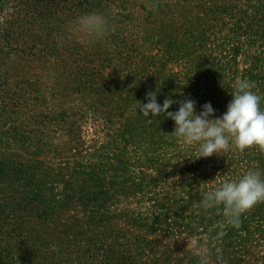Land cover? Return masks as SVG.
Segmentation results:
<instances>
[{
	"label": "trees",
	"instance_id": "16d2710c",
	"mask_svg": "<svg viewBox=\"0 0 264 264\" xmlns=\"http://www.w3.org/2000/svg\"><path fill=\"white\" fill-rule=\"evenodd\" d=\"M147 7L155 21L154 27L140 35L126 32L129 37L123 47L130 50L125 58L115 60L116 70L123 71L124 79L130 83L125 101L128 108L132 107L133 116L129 115L127 120L133 127L141 126L138 101L147 102L144 94L150 87L142 78H171L173 73L168 75L167 70L169 63L180 57L182 61L189 59L193 53L197 56L195 61L191 60L196 77L194 93L190 96L196 105L205 103L215 92L228 87L223 80V65L238 60L236 42L224 41L221 35L226 33L221 28L231 24V33H241L250 42L255 39L257 29L248 1L151 0L142 8L147 10ZM2 9L0 6V11ZM168 26L179 36H170ZM256 32L258 36L260 31ZM113 38L120 39L117 35ZM147 44H156L159 48L153 50L144 46ZM116 45L122 47V44ZM139 47L145 50V58L139 57ZM255 61L260 62V59L255 56ZM247 75L249 78L243 80L251 84L255 81V93L261 97L260 107L264 109V78H256L253 69H249ZM209 82L211 88L207 86ZM168 85L171 89L174 86L167 81L165 87ZM202 86H207L209 91H205L209 94L201 91ZM231 100V94L224 100L219 99L227 105ZM210 102L216 104L214 99ZM1 103L2 100L0 107ZM125 114H129L127 109ZM134 138L133 135L125 139L123 133L121 141L114 139L111 143L126 154L132 145H137ZM150 142L152 140L139 142L146 156L143 167L145 171L152 169L156 175L146 174L142 180L140 175L143 174L138 172L132 180L127 176L114 183V186L122 185L120 196L139 199L141 207L134 210L121 208L110 191L103 192L107 179L99 176L100 171L96 174L92 169L69 162L61 166L62 179L56 186L46 180L47 175L37 170L41 164L38 160L52 154L48 153L52 143L17 142L15 156L0 154V264H200V254L204 252L209 264H264V201L241 214L238 225L228 222L222 205L207 209L199 206L204 193L241 177L234 169L240 163L246 165L245 173L259 170L264 174V150L255 145L254 164L246 157L237 158L228 150L194 160L190 157L195 152L186 155L182 144L174 142L171 146L178 149L179 160L169 170L161 169L160 162L150 151ZM167 145L171 147L170 142ZM64 148L70 156L72 150ZM171 152L164 153L167 165L169 156L176 154ZM179 157L184 160L179 162ZM125 159L126 163L122 161L118 165L120 171H126L129 166L128 158ZM115 165L116 160L103 166L109 174ZM166 173L172 174V179L166 180ZM192 176L202 181H192ZM54 177L55 172L49 180ZM163 179L172 180L171 185L162 187ZM155 184L165 191L164 198L155 204H146L155 194ZM221 232L223 235L219 236Z\"/></svg>",
	"mask_w": 264,
	"mask_h": 264
},
{
	"label": "rangeland",
	"instance_id": "374dc122",
	"mask_svg": "<svg viewBox=\"0 0 264 264\" xmlns=\"http://www.w3.org/2000/svg\"><path fill=\"white\" fill-rule=\"evenodd\" d=\"M148 1L151 0H89L85 3L76 0H0L3 8L0 11V154L4 152L15 156L17 142L52 143L48 151L52 154L38 160L41 164L37 170L39 174L43 172L47 175L46 180L56 186L62 179L59 174L61 166L69 162L84 166L87 170L92 169L96 174L100 171L99 176L107 179V187L103 192L107 194L110 191L121 208L134 210L141 207L139 199L120 196L122 185L118 183L114 186V183L127 176L132 180L138 172L143 174L140 175L142 180L146 174L156 175L152 169L145 171L143 166L146 156L139 142L152 140L148 145L160 162L161 169L171 170L172 165L178 164V149L175 150V145L171 146L174 142L182 144L187 150L184 152L186 155L196 152L197 146L184 144L182 139L172 133L175 124L171 118L161 116L149 119L138 110L141 126L133 127L132 122L127 120L129 115L133 116L132 107L128 108L129 104L125 101L130 83L127 78L124 79L123 71L116 70L115 60L127 56L130 49H125L123 44L129 34H145L143 32L154 27L155 21L148 13L150 8H142ZM242 1L250 3L251 16L257 26L255 39L251 38L250 42L241 33H231V24L221 28L226 33L221 37L224 41H230V44L236 42L239 55L236 63L223 65V80L228 87L209 97L210 100H216V104L212 105L217 117L227 110V104H222L219 99L224 100L231 91H235L237 83L248 77L249 69H253L256 78H264V0ZM88 13H99L107 20V31L100 38L91 39L76 31L78 18ZM226 21L230 22L228 19ZM171 29L167 27L170 36H179ZM256 30L260 31L258 36ZM114 35L120 39H114ZM117 43L122 44V47L117 46ZM144 46L153 50L159 48L156 44ZM137 52L140 58L146 57L143 48L139 47ZM255 56L260 62L255 61ZM196 58L192 53L189 59L182 61L180 57L178 61L169 63L167 70L168 75L173 73L171 78H142L150 86L147 88L148 93L149 90L158 92L159 103L162 104L169 97L176 101L169 111L178 110L179 101L193 98L190 93L196 69L191 60L195 61ZM167 81L174 85L172 89L169 85L165 87ZM154 84L157 87H151ZM252 84L251 90L255 92V81ZM207 86L211 88L210 82ZM207 86H202L201 91H205ZM206 91L204 93L209 94ZM203 104L196 105L197 113L202 111ZM126 109L129 114H125ZM123 133L125 139L134 135V142H137L127 151V156L111 143L114 139L121 141ZM168 142L171 147H168ZM64 146L72 150L70 156L63 149ZM165 152L173 153L169 156V165L164 157ZM228 152L237 158L246 157L252 164L255 162V145L243 151L230 145ZM125 158H128L129 166L126 171H120L118 165L122 161L126 163ZM115 160L116 165L108 174L103 165ZM234 169L239 172L238 176H242L247 167L240 163ZM53 172L56 177L49 180ZM172 176L166 173L165 179L170 180ZM165 179L160 183L162 187H169L172 180L166 182ZM191 180L202 181L194 176ZM144 186L150 188L147 184ZM155 186V194L146 204H155L164 198L165 191L161 186Z\"/></svg>",
	"mask_w": 264,
	"mask_h": 264
},
{
	"label": "clouds",
	"instance_id": "9594fccd",
	"mask_svg": "<svg viewBox=\"0 0 264 264\" xmlns=\"http://www.w3.org/2000/svg\"><path fill=\"white\" fill-rule=\"evenodd\" d=\"M107 27L106 18L99 13L85 14L76 22V31L91 39L100 38ZM252 87L247 80L239 81L236 90L230 93L232 100L227 110L219 117L215 115L216 110L210 101L205 102L202 111L197 113L196 101L191 98L179 101L178 110L169 111L176 101L169 97L159 103L157 91L146 94V103L138 101V109L149 119L161 116L171 118L175 124L172 133L184 144L197 146L195 155L190 157L194 160L220 155L230 145L241 151L253 145L264 150V109L260 107L261 97L251 90ZM202 197L200 207L207 209L222 205L228 222L238 225L241 214L264 201V174L259 170H249L238 179L223 182ZM200 264H209L207 252L200 254Z\"/></svg>",
	"mask_w": 264,
	"mask_h": 264
}]
</instances>
